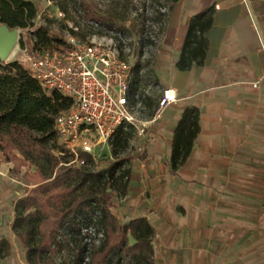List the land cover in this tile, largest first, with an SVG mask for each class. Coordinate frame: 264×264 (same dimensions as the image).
<instances>
[{"label": "crops", "instance_id": "0c3cea01", "mask_svg": "<svg viewBox=\"0 0 264 264\" xmlns=\"http://www.w3.org/2000/svg\"><path fill=\"white\" fill-rule=\"evenodd\" d=\"M172 15L155 76L178 101L149 129L126 196L153 226L160 264H252L238 250L259 245L257 229H232L226 198L252 205L230 177L259 167L253 151L264 146V0H183ZM186 106L199 109L200 129L172 169L165 126Z\"/></svg>", "mask_w": 264, "mask_h": 264}, {"label": "trees", "instance_id": "16d2710c", "mask_svg": "<svg viewBox=\"0 0 264 264\" xmlns=\"http://www.w3.org/2000/svg\"><path fill=\"white\" fill-rule=\"evenodd\" d=\"M51 1L64 13V21L75 22L70 14L71 6H88L87 0ZM37 17L36 0H0V23L10 29L34 27L31 31L34 48L48 49L62 44V40L49 37L42 26L35 25ZM69 31L80 37L78 31L72 28ZM70 105V100L59 93L47 94L18 61L3 63L0 59V150L3 161L17 168L35 167L33 173L24 174L26 184L32 188H26L15 205V220L17 224L21 221L23 230L20 234L24 243L28 244L29 223L36 218L46 221L50 227L49 237L55 241L59 231L68 227L76 229L78 219L84 217L88 221L95 220L102 231L99 243L91 244L87 264H160L156 257L153 226L141 212L143 209L138 210L132 197L126 196L133 184L130 170L116 175L115 162L101 154L97 165L102 160L108 161L109 166L101 172L103 174L99 173L102 177L104 173L107 176L100 187L92 172L95 160L90 154H81V166L56 155L54 118ZM199 114L197 107L186 106L174 122L165 126V142L170 148L168 162L172 169L191 154L200 129ZM60 152L63 153L61 147ZM243 199L244 196H238L240 203ZM252 204L258 203L253 200Z\"/></svg>", "mask_w": 264, "mask_h": 264}, {"label": "rangeland", "instance_id": "374dc122", "mask_svg": "<svg viewBox=\"0 0 264 264\" xmlns=\"http://www.w3.org/2000/svg\"><path fill=\"white\" fill-rule=\"evenodd\" d=\"M87 2V7L78 5L75 8L70 5V14L75 20L72 22L64 21V16L60 15V10L53 1L36 0L38 17L35 19V25L42 26L49 37L62 40L59 46L53 45L48 48L51 50H66L71 46L70 28L80 33L81 40L112 37L114 41L118 39L121 46L119 34L129 48V51L124 49V58L135 66V79L138 82L136 87L140 90L142 101L141 118L143 120L151 118L157 110L163 90L155 76V69L160 61V49L172 24V13L183 0H87ZM8 29L14 34V43L2 62L16 60L27 68L22 49L25 46H33L34 37L31 31L34 27ZM139 69L143 70L140 74L137 73ZM147 133L146 139H151V131L148 130ZM141 144L143 140L137 137L136 127L123 124L115 129L108 144L101 148V154L109 161L115 162L117 175L136 166L135 162L142 157L136 148ZM57 146L56 155L63 156L64 160L69 161L71 158L61 154L58 143ZM254 148L253 160L259 163V167L244 169L243 174L230 177V181H235L237 188L244 193L251 194L254 202L258 204L246 207L242 203L233 204L227 197V211H230L232 206L235 208L234 217H227V223L232 229L246 230L250 227L257 229L259 245L247 253L246 249L238 250V254L243 253L252 264H264V146L258 145ZM96 162L92 166V172L95 174V181L101 187L107 176L104 173L102 177L99 173L103 174L101 172L106 170L109 163L100 160L97 165ZM82 163L83 160L80 159L74 165L81 166ZM34 171V166L25 165L17 168L12 163L4 162L0 150V264H87L91 244L93 242L98 244L102 237L101 226L95 220L88 221L87 218L80 217L76 229L63 228L56 234L55 241H52L49 237L50 227L46 221L36 218L29 223L31 231L27 235L28 244L24 243L20 234L23 230V227H20L21 221L19 220L17 224L15 220V205L25 194L26 188L28 190L32 188L26 184L24 174ZM248 177L251 178L250 184ZM115 197L119 201L117 194ZM248 208L253 211H248ZM118 215L123 222L121 214ZM77 227L81 228L80 231Z\"/></svg>", "mask_w": 264, "mask_h": 264}, {"label": "built area", "instance_id": "2783aa9c", "mask_svg": "<svg viewBox=\"0 0 264 264\" xmlns=\"http://www.w3.org/2000/svg\"><path fill=\"white\" fill-rule=\"evenodd\" d=\"M118 38L121 46L112 37L81 40L69 35L71 46L66 50L22 49L27 70L42 89L47 94L59 93L71 102L54 118L57 143L62 154L71 158L69 163L79 161L84 153L97 161L101 148L123 124L136 127L137 137L143 140L138 150L144 154L148 130L159 129L165 109L178 101L175 88H164L154 116L141 118L135 66L124 58V49L129 48L119 34Z\"/></svg>", "mask_w": 264, "mask_h": 264}, {"label": "water", "instance_id": "95a60500", "mask_svg": "<svg viewBox=\"0 0 264 264\" xmlns=\"http://www.w3.org/2000/svg\"><path fill=\"white\" fill-rule=\"evenodd\" d=\"M1 25V24H0ZM5 31L0 30V59L3 60L7 56L10 48L14 43V34H8V27L2 25Z\"/></svg>", "mask_w": 264, "mask_h": 264}, {"label": "bare ground", "instance_id": "6f19581e", "mask_svg": "<svg viewBox=\"0 0 264 264\" xmlns=\"http://www.w3.org/2000/svg\"><path fill=\"white\" fill-rule=\"evenodd\" d=\"M0 30L5 31V29L0 25ZM8 34L11 35L12 33L8 30Z\"/></svg>", "mask_w": 264, "mask_h": 264}]
</instances>
